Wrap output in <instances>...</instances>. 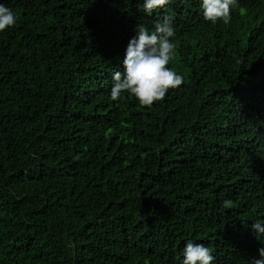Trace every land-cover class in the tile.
I'll list each match as a JSON object with an SVG mask.
<instances>
[{
	"label": "trees",
	"instance_id": "trees-1",
	"mask_svg": "<svg viewBox=\"0 0 264 264\" xmlns=\"http://www.w3.org/2000/svg\"><path fill=\"white\" fill-rule=\"evenodd\" d=\"M0 264H254L264 234V0H0ZM173 17L183 77L111 99L137 26ZM230 200L231 206L224 202Z\"/></svg>",
	"mask_w": 264,
	"mask_h": 264
},
{
	"label": "clouds",
	"instance_id": "clouds-1",
	"mask_svg": "<svg viewBox=\"0 0 264 264\" xmlns=\"http://www.w3.org/2000/svg\"><path fill=\"white\" fill-rule=\"evenodd\" d=\"M170 0H144L143 10L151 14L155 9L168 6ZM238 0H202L205 20L213 23L223 20L228 24L231 20V8ZM173 17L166 16L149 31L145 26H137L136 36L129 40L124 59L125 71H115L111 88V99L122 98V93L128 92L135 96L142 106H152L156 101H162L170 88H178L183 83V77L168 67L176 55L175 44L170 38L175 35L172 24ZM17 23V17L3 4H0V32ZM231 201H225V207L231 206ZM253 230L264 234V225L255 222ZM259 259L254 264H264V247L258 249ZM215 257L210 249L203 244L189 240L183 250L182 264H212Z\"/></svg>",
	"mask_w": 264,
	"mask_h": 264
}]
</instances>
